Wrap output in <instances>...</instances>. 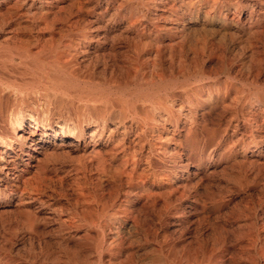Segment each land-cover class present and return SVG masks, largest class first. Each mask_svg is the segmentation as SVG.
<instances>
[{
	"label": "rangeland",
	"instance_id": "374dc122",
	"mask_svg": "<svg viewBox=\"0 0 264 264\" xmlns=\"http://www.w3.org/2000/svg\"><path fill=\"white\" fill-rule=\"evenodd\" d=\"M19 1L0 0V86H5L0 87V134L1 137H4L6 136L4 131L10 129L17 136L25 134L27 131L41 136L44 132V125L56 130L57 134L52 133L49 140L46 139L47 142L43 141L38 151L33 150L31 141L24 144L20 151H18L19 147L15 145V149L12 151V156H16L17 160H15V168L10 173H7L6 170L0 171V264H89L91 262L92 264H136L137 262L138 264H194V262L196 264H257V262L264 264V0ZM174 1L177 3L175 4ZM240 1L241 3H238ZM89 5L93 7L90 8ZM82 7L85 8V13ZM103 11L104 13H101ZM115 11L117 12L115 13ZM112 13L113 15H111ZM164 16L167 17L166 21ZM169 18L171 19L169 20ZM82 20H85L86 24ZM88 21L90 22L87 23ZM92 27L93 29L98 28L97 30L100 31L92 30ZM168 29L170 30L168 31ZM63 33H67V37ZM80 35L83 36L80 37ZM73 41L75 42L73 43ZM61 48L63 49L61 50ZM136 48L138 50H135ZM158 51L159 54H156ZM133 54H137L138 59ZM96 55L103 56L97 58ZM118 55L119 58L115 57ZM122 59L124 60L121 61ZM154 59L156 60L154 61ZM132 66L135 67L132 68ZM30 70L31 72H29ZM46 70L48 72L52 70L55 75L58 74L61 84L65 82L62 84L63 87L47 91L40 86V80L47 75ZM91 75L93 76L90 77ZM165 79L168 82H163ZM171 79L172 82H170ZM10 85H13L14 88ZM176 86L177 88H175ZM27 87L29 89H26ZM99 90L105 92L102 93L104 97L101 102L99 100H84L75 93H83V91L99 93ZM67 95L71 97L68 98ZM109 96L110 98H108ZM132 105L136 106L137 114L131 109ZM154 107L157 108V111ZM145 111H148V115ZM30 112L31 114H29ZM32 116L39 119L36 122L37 126L33 124L36 128L31 126ZM22 117H24V123L19 124V118ZM144 119L146 120L144 121ZM153 121L157 124L155 125ZM64 124H69L71 131L66 128L63 133L60 127H63ZM143 125L144 127H142ZM79 126L83 127L84 132H79ZM169 131L175 132V135ZM94 132H96V138L89 140L90 134ZM120 140H123V143ZM171 140L173 142H170ZM118 142L122 147L118 145ZM177 142H180L181 145ZM71 143L73 144L70 145ZM152 144L153 146H151ZM4 146L7 145L4 144ZM181 152L182 154H180ZM63 154L70 158H64ZM135 155L136 157H134ZM153 160L154 162H152ZM69 161L76 163L72 164ZM115 165L116 167H114ZM130 171L133 176L129 174ZM115 175L121 177L116 178ZM41 181L43 182L41 183ZM164 189L168 190V193ZM24 190L26 191L24 192ZM153 192L154 194H151ZM151 195L154 196L151 197ZM122 217L124 218L122 219ZM108 231L109 233H107ZM210 234L211 236H209ZM260 234L263 236L261 237ZM171 244L173 245L171 246ZM165 252L167 253L165 254ZM187 255L191 256L186 257ZM248 255L249 257H247ZM209 256H211V260ZM181 258L184 260L182 261ZM121 259L124 261L121 262ZM252 260L257 261L251 263Z\"/></svg>",
	"mask_w": 264,
	"mask_h": 264
},
{
	"label": "bare ground",
	"instance_id": "6f19581e",
	"mask_svg": "<svg viewBox=\"0 0 264 264\" xmlns=\"http://www.w3.org/2000/svg\"><path fill=\"white\" fill-rule=\"evenodd\" d=\"M18 1H19V0H18ZM31 1H32V0H31ZM31 1H30V2H31ZM33 1H34V0H33ZM36 1H37V0H36ZM51 1H52V0H51ZM53 1H54V0H53ZM84 1H85V0H84ZM89 1H90V0H89ZM111 1H112V0H111ZM111 1H110V2H111ZM130 1H132V0H130ZM149 1H151V0H149ZM203 1H206V0H203ZM16 2H17V0H16ZM19 2H20V1H19ZM22 2H23V1H22ZM22 2H21V3H22ZM40 2H41V1H40ZM74 2H75V1H74ZM87 2H88V0H87ZM93 2H94V1H93ZM113 2H114V1H113ZM113 2H112V3H113ZM161 2H162V1H161ZM161 2H160V3H161ZM212 2H213V1H212ZM258 2H259V1H258ZM0 3H1V2H0ZM21 3H20V4H21ZM47 3H48V2H47ZM51 3H52V2H51ZM80 3H81V2H80ZM82 3H83V2H82ZM84 3H85V2H84ZM116 3H117V1H116ZM118 3H119V2H118ZM132 3H133V2H132ZM137 3H138V2H137ZM147 3H148V2H147ZM149 3H150V2H149ZM151 3H152V2H151ZM151 3H150V4H151ZM153 3H154V2H153ZM162 3L164 4V2H162ZM166 3H167V2H166ZM174 3H175V1H174ZM176 3H177V2H176ZM176 3H175V4H176ZM191 3H192V2H191ZM228 3H229V1H228ZM238 3H241V1L238 2ZM18 4H19V3H18ZM24 4H25V3H24ZM27 4H28V2H27ZM31 4H32V2H31ZM31 4H30V5H31ZM85 4H86V3H85ZM89 4H90V3H89ZM101 4H102V2H101ZM145 4H146V3H145ZM179 4H180V3H179ZM199 4H200V3H199ZM222 4H223V3H222ZM249 4H250V3H249ZM256 4H257V3H256ZM7 5H8V4H7ZM46 5H47V4H46ZM51 5H52V4H51ZM51 5H50V6H51ZM54 5H55V4H54ZM57 5H58V4H57ZM83 5H84V4H83ZM96 5H97V4H96ZM96 5H95V6H96ZM104 5H105V4H104ZM134 5H135V4H134ZM238 5H239V4H238ZM251 5H252V4H251ZM17 6H18V5H17ZM21 6H22V5H21ZM23 6H24V5H23ZM25 6H26V5H25ZM25 6H24V7H25ZM74 6H75V4H74ZM81 6H82V5H81ZM110 6H111V5H110ZM131 6H132V5H131ZM138 6H139V4H138ZM141 6H142V5H141ZM147 6H149V5L147 4ZM191 6H192V5H191ZM19 7H20V5H19ZM47 7H48V6H47ZM76 7H77V6H76ZM89 7H90V5H89ZM91 7H93V6H91ZM91 7H90V8H91ZM100 7H101V5H100ZM105 7H106V6H105ZM125 7H126V6H125ZM133 7H134V6H133ZM143 7H144V6H143ZM150 7H151V6H150ZM171 7H172V6H171ZM199 7H200V6H199ZM215 7H216V6H215ZM9 8L11 9V7H9ZM13 8H15V7H13ZM13 8H12V10H13ZM48 8H49V7H48ZM51 8H52V7H51ZM77 8H78V7H77ZM82 8H83V7H82ZM87 8H88V7H87ZM114 8H115V7H114ZM126 8H127V7H126ZM147 8H148V7H147ZM152 8H153V7H152ZM175 8H177V7H175ZM5 9H6V8H5ZM15 9H17V8H15ZM57 9H58V8H57ZM62 9H63V7L60 9L61 12H62ZM73 9H74V8H73ZM79 9H80V8H79ZM84 9H85V8H83V12H84ZM106 9H107V8H106ZM145 9H146V8H145ZM155 9H156V8H155ZM155 9H154V10H155ZM167 9H168V7H167ZM169 9H170V8H169ZM172 9H173V8H172ZM252 9H253V8H252ZM263 9H264V8H263ZM17 10H18V9H17ZM25 10H26V9H25ZM77 10H78V9H77ZM90 10H91V9H90ZM94 10H95V9H94ZM116 10H117V8H116ZM135 10H136V9H135ZM139 10H140V9H139ZM141 10H142V9H141ZM143 10H144V8H143ZM162 10H163V9H162ZM15 11H16V10H15ZM43 11H44V10H43ZM53 11H54V10H53ZM55 11H56V10H55ZM64 11H66V10H64ZM74 11H75V10H74ZM105 11H106V10H105ZM117 11H118V10H117ZM117 11H115V13H116ZM132 11H133V9H132ZM132 11H131V12H132ZM136 11H137V10H136ZM212 11H213V10H212ZM260 11H261V10H260ZM262 11H263V10H262ZM25 12H26V11H25ZM27 12H28V11H27ZM78 12H79V11H78ZM97 12H98V11H97ZM122 12H123V11H122ZM142 12H143V11H142ZM150 12H151V11H150ZM162 12H163V11H162ZM191 12H192V11H191ZM9 13H11V12H9ZM15 13H16V12H15ZM28 13H29V12H28ZM36 13H37V12H36ZM39 13H40V12H39ZM79 13H81V12H79ZM84 13H85V12H84ZM84 13H83V14H84ZM90 13H91V12H90ZM90 13H89V14H90ZM101 13H104V11L101 12ZM113 13H114V12H113ZM113 13H112L111 15H113ZM119 13H120V11H119ZM144 13H145V11H144ZM153 13H154V12H153ZM181 13H182V12H181ZM218 13H219V12H218ZM224 13H225V12H224ZM232 13H233V12H232ZM236 13H237V12H236ZM260 13H261V12H260ZM25 14H26V13H25ZM29 14H30V13H29ZM29 14H28V15H29ZM34 14H35V13H34ZM109 14H110V13H109ZM130 14H131V13H130ZM130 14H129V15H130ZM251 14H252V13H251ZM2 15H3V14H2ZM2 15H1V16H2ZM20 15H21V14H20ZM59 15H60V14H59ZM70 15H71V14H70ZM81 15H82V13H81ZM99 15H100V14H99ZM105 15H106V12H105ZM135 15H136V14H135ZM137 15H139V14H137ZM150 15H151V14H150ZM154 15H155V14H154ZM154 15H152V16H154ZM182 15H183V14H182ZM198 15H199V14H198ZM201 15H202V14H201ZM216 15H217V14H216ZM258 15H259V14H258ZM261 15H262V14H261ZM40 16H41V15H40ZM71 16H73V15H71ZM71 16H70V17H71ZM77 16H78V13H77ZM79 16H80V14H79ZM114 16H115V15H114ZM204 16H205V15H204ZM211 16H212V15H211ZM42 17H43V16H42ZM56 17H58V16L56 15ZM74 17H75V16H74ZM85 17H86V16H85ZM107 17H108V16H107ZM164 17H165V16H164ZM178 17H179V16H178ZM195 17H196V16H195ZM205 17H206V16H205ZM224 17H226V16H224ZM13 18H14V17H13ZM16 18H17V20H18V17H16ZM82 18H84V16H82ZM82 18H80V19H82ZM117 18H118V17H117ZM117 18H116V19H117ZM149 18H150V17H149ZM166 18H167V17H165V21H166ZM180 18H181V17H180ZM187 18H188V17H187ZM232 18H233V17H232ZM234 18H235V17H234ZM249 18H250V17H249ZM38 19H39V18H38ZM38 19H37V20H38ZM55 19H56V18H55ZM74 19H75V18H74ZM78 19H79V18H78ZM106 19H107V18H106ZM111 19H112V17H111ZM113 19H114V18H113ZM135 19L137 20V18H135ZM170 19H171V18H169V20H170ZM230 19H231V18H230ZM39 20H40V19H39ZM57 20H58V19H57ZM92 20H93V19H92ZM132 20H133V19H132ZM146 20H147V19H146ZM219 20H220V19H219ZM221 20H222V19H221ZM223 20H224V19H223ZM227 20H228V19H227ZM70 21H71V20H70ZM77 21H78V20H77ZM82 21H85V20H82ZM98 21H99V20H98ZM100 21H101V20H100ZM139 21H142V20H139ZM160 21H162V20L160 19ZM171 21H172V20H171ZM174 21H175V20H174ZM224 21H225V20H224ZM249 21H250V20H249ZM252 21H253V20H252ZM78 22H79V21H78ZM89 22H90V21H88L87 23H89ZM123 22H124V21H123ZM131 22H132V21H131ZM133 22H134V21H133ZM137 22H138V21H137ZM162 22H164V21H162ZM228 22H229V21H228ZM66 23H67V22H66ZM96 23H97V21H96ZM135 23H136V22H135ZM140 23H141V22H140ZM140 23H139V24H140ZM147 23H148V22H147ZM152 23H153V22H152ZM157 23H158V22H157ZM169 23H170V21H169ZM249 23H250V22H249ZM33 24H34V23H33ZM41 24H42V23H41ZM43 24H44V23H43ZM45 24H46V22H45ZM45 24H44V25H45ZM85 24H86V21H85ZM85 24L83 23V26H84ZM107 24H108V22H107ZM131 24H134V23H131ZM148 24H149V23H148ZM174 24H175V23H174ZM174 24H173V25H174ZM177 24H178V23H177ZM258 24H260V23H258ZM16 25H17V24H16ZM44 25H43V26H44ZM55 25H56V24H55ZM69 25H70V24H69ZM81 25H82V24H81ZM87 25H88V24H87ZM129 25H130V24H129ZM143 25H144V24H143ZM250 25H252V24H250ZM254 25H255V24H253V26H254ZM66 26H67V25H66ZM101 26H102V25H101ZM106 26H107V25H106ZM135 26H136V25H135ZM138 26H139V25H138ZM144 26H145V25H144ZM150 26H151V25H150ZM248 26H249V25H248ZM253 26H252V27H253ZM96 27H97V26H96ZM103 27H104V26H103ZM107 27H108V26H107ZM120 27H121V26H120ZM123 27H124V26H123ZM126 27H127V26H126ZM156 27H157V26H156ZM160 27H162V25H160ZM164 27H165V26H164ZM169 27H172V26H169ZM175 27H176V26H175ZM178 27H179V26H178ZM181 27H182V26H181ZM254 27H255V26H254ZM256 27H257V26H256ZM263 27H264V26H263ZM84 28H85V27H84ZM99 28H100V25H99ZM104 28H105V27H104ZM104 28H103V30H104ZM133 28H134V27H133ZM143 28H144V27H143ZM151 28H153V27H151ZM157 28H158V27H157ZM167 28H168V27H167ZM167 28H166V29H167ZM173 28H174V27H173ZM249 28H250V27H249ZM257 28H258V27H257ZM33 29H34V27H33ZM54 29H55V28H54ZM56 29H57V28H56ZM68 29H70V27H69ZM95 29L97 30L98 28H95ZM95 29H93V27H92V30H95ZM100 29H101V28H100ZM111 29H112V28H111ZM127 29H129V28H127ZM135 29H136V28H135ZM159 29H160V28H159ZM179 29H180V28H179ZM186 29H187V28H186ZM190 29H191V28H190ZM139 30H140V28H139ZM155 30H156V29H155ZM169 30H170V29H168V31H169ZM250 30H251V29H250ZM257 30H259V29H257ZM260 30H261V29H260ZM53 31H54V30H53ZM67 31H68V30H67ZM71 31H72V30L70 29V32H71ZM97 31H100V30H97ZM112 31H113V30H112ZM120 31H122V30L120 29ZM120 31H119V32H120ZM130 31H131V30H130ZM134 31H135V30H134ZM137 31H138V29H137ZM142 31H143V30H142ZM148 31L150 32V30H148ZM152 31H153V30H152ZM162 31H163V29H162ZM178 31H180V30H178ZM63 32H64V30H63ZM81 32H82V31H81ZM83 32H84V31H83ZM85 32H86V30H85ZM104 32H105V31H104ZM109 32H110V31H109ZM154 32H155V31H154ZM164 32H165V30H164ZM172 32H173V30H172ZM176 32H177V31H176ZM182 32L184 33V31H182ZM261 32H262V31H261ZM91 33H92V32H91ZM99 33H100V32H99ZM138 33H139V31H138ZM140 33H141V32H140ZM147 33H148V32H147ZM147 33H146V34H147ZM150 33H151V32H150ZM155 33H156V35H158L157 32H155ZM166 33H167V32H166ZM170 33H171V32H170ZM55 34H57V33H55ZM58 34H59V33H58ZM60 34H61V33H60ZM63 34H64V33H63ZM66 34H67V33H66ZM66 34H64V35H66ZM84 34H85V33H84ZM95 34H96V33H95ZM136 34H137V33H136ZM148 34H149V33H148ZM168 34H169V33H168ZM71 35H72V34H71ZM85 35H86V34H85ZM106 35H107V34H106ZM106 35H105V36H106ZM131 35H132V34H131ZM149 35H150V34H149ZM159 35H160V34H159ZM172 35H173V33H172ZM183 35H184V34H183ZM249 35H250V34H249ZM15 36H16V35H15ZM61 36H62V35H61ZM68 36H70V35L68 34ZM82 36H83V35H80V37H82ZM101 36H102V35H101ZM114 36H115V35H114ZM121 36H123V34H121ZM121 36H120V37H121ZM184 36H185V35H184ZM189 36H190V35H189ZM50 37H51V34H50ZM66 37H67V35H66ZM110 37H111V36H110ZM126 37H127V36H126ZM137 37H138V36H137ZM149 37H150V36H149ZM179 37H180V36H179ZM185 37H187V36H185ZM185 37H184V38H185ZM190 37H191V36H190ZM40 38H41V37H40ZM45 38H46V37H45ZM48 38H49V37H48ZM51 38H52V37H51ZM78 38H79V37H78ZM89 38H90V37H89ZM114 38H116V37H114ZM144 38H145V37H144ZM147 38H148V37H147ZM147 38H146V39H147ZM159 38H160V37H159ZM177 38H178V37H177ZM35 39H36V38H35ZM38 39H39V38H38ZM42 39H43V38H42ZM56 39H57V38H56ZM64 39H65V38H64ZM66 39H67V38H66ZM68 39H69V38H68ZM73 39H74V38H73ZM75 39H76V38H75ZM84 39H85V38H84ZM96 39H97V38H96ZM104 39H105V38H104ZM116 39H118V38H116ZM121 39H122V38H121ZM142 39H143V37H142ZM80 40H81V39H80ZM85 40H86V39H85ZM99 40H100V37H99ZM107 40H108V39H107ZM132 40H133V39H132ZM147 40H148V39H147ZM153 40H154V39H153ZM177 40H178V39H177ZM182 40H183V39H182ZM186 40H187V39H186ZM34 41H36V40H34ZM64 41H65V40H64ZM86 41H87V40H86ZM101 41H102V40H101ZM101 41H100V42H101ZM144 41H145V43H146V40H144ZM187 41H188V40H187ZM68 42H69V41H68ZM68 42H67V43H68ZM74 42H75V41H73V43H74ZM80 42H81V41H80ZM89 42H90V41H89ZM103 42H104V41H103ZM105 42H107V41H105ZM105 42H104V43H105ZM129 42H130V40H129ZM151 42H152V41H151ZM155 42H156V41H155ZM155 42H154V43H155ZM183 42H184V41H183ZM61 43H62V42H61ZM61 43H60V44H61ZM84 43H85V42H84ZM132 43H133V42H132ZM139 43H140V42H139ZM139 43H138V44H139ZM143 43H144V42H143ZM143 43H142V45H143ZM149 43H150V42H149ZM149 43H148V44H149ZM88 44H89V43H88ZM148 44H147V45H148ZM169 44H170V43H169ZM175 44H176V40H175ZM175 44H174V46H176ZM178 44H179V43H178ZM39 45H40V44H39ZM41 45H42V44H41ZM41 45H40V46H41ZM61 45H62V44H61ZM66 45H67V44H66ZM128 45H129V44H128ZM144 45H145V44H144ZM150 45H151V43H150ZM161 45H162V44H161ZM161 45H160V46H161ZM163 45H164V44H163ZM172 45H173V44H172ZM182 45H183V44H182ZM40 46H39V47H40ZM100 46H101V45H100ZM110 46H111V45H110ZM112 46H114V45L112 44ZM140 46H141V43H140ZM145 46H146V45H145ZM170 46H171V44H170ZM174 46H173V47H174ZM61 47H62V46H61ZM67 47H68V46H67ZM74 47H75V46H74ZM80 47H81V46H80ZM80 47H79V48H80ZM124 47H125V45H124ZM126 47H127V46H126ZM135 47H138V46H135ZM150 47H151V46H150ZM165 47H166V46H165ZM58 48H60V47H58ZM76 48H77V47H76ZM81 48H82V47H81ZM88 48H89V47H88ZM113 48H114V47H113ZM115 48H116V47H115ZM138 48H140V47H138ZM170 48H171V47H170ZM21 49H23V48H21ZM40 49H41V47H40ZM53 49H54V48H53ZM62 49H63V48H61V50H62ZM68 49L70 50V48H68ZM71 49H73V48H71ZM77 49H78V48H77ZM109 49H110V48H109V46H108V50H109ZM118 49H119V48H118ZM125 49H126V48H125ZM131 49L134 50V48H131ZM149 49H150V48H149ZM38 50H39V49H38ZM114 50H115V49H114ZM135 50H138V49L136 48ZM152 50H153V49H152ZM30 51H31V50H30ZM43 51H44V50H43ZM55 51H56V50H55ZM96 51H97V50H96ZM112 51H113V50H112ZM124 51H125V50H124ZM127 51H128V49H127ZM127 51H126V52H127ZM154 51H155V49H154ZM160 51H161V50H160ZM19 52H21V51H19ZM25 52H27V51H25ZM51 52H52V50H51ZM51 52H49V53H51ZM66 52L69 53L68 51H66ZM86 52H87V51H86ZM90 52H91V51H90ZM105 52H106V51H105ZM113 52H114V51H113ZM119 52H120V51H119ZM140 52H141V51H140ZM144 52H145V51H144ZM144 52H143V53H144ZM146 52H147V51H146ZM156 52H157V51H156ZM4 53H5V52H4ZM39 53H40V52H39ZM54 53H55V52H54ZM83 53H84V52H83ZM131 53H132V52H131ZM134 53H136V52H134ZM138 53H139V52H138ZM153 53H154V52H153ZM162 53H164V52H162ZM162 53H161V54H162ZM5 54H6V53H5ZM5 54H4V56H6ZM44 54H46V53H44ZM69 54H70V53H69ZM72 54H73V53H72ZM105 54H106V53H105ZM156 54H159V51H158V53H156ZM156 54H155V55H156ZM7 55H8V54H7ZM23 55H24V54H23ZM81 55H82V54H81ZM86 55H87V54H86ZM89 55H90V54H89ZM97 55H98V54H97ZM97 55H96V56H97ZM110 55H111V54H110ZM110 55H109V56H110ZM121 55H122V53H121ZM133 55H134V54H133ZM133 55H132V56H133ZM136 55H137V54H135L134 56L136 57ZM13 56H14V54H13ZM17 56H18V55H17ZM24 56H25V55H24ZM40 56H41V55H40ZM102 56H103V55H102ZM102 56H101V55H100V56H97V58H98V57H102ZM122 56H123V55H122ZM42 57H43V56H42ZM72 57H73V56H72ZM72 57H71V58H72ZM74 57H75V55H74ZM74 57H73V59H74ZM85 57H86V56H85ZM112 57H113V56H112ZM115 57H118V58H119L120 56L118 55V56H115ZM139 57H140V56H139ZM1 58H2V57H1ZM6 58H7V57H6ZM22 58H23V57H22ZM58 58H59V57H58ZM68 58H69V57H68ZM68 58H67V59H68ZM90 58H91V57H90ZM105 58H107V57H105ZM113 58H114V57H113ZM136 58H137V57H136ZM150 58H151V57H150ZM155 58H156V57H155ZM157 58H158V56H157ZM157 58H156V59H157ZM159 58H160V56H159ZM64 59H65V58H64ZM75 59H76V58H75ZM99 59H100V58H99ZM114 59H115V58H114ZM125 59H127V58H125ZM137 59H138V58H137ZM137 59H136V60H137ZM156 59H154V61H155ZM161 59H162V57H161ZM174 59H175V58H174ZM9 60H10V59H9ZM19 60H20V59H19ZM78 60H79V59H78ZM123 60H124V59H122L121 61H123ZM127 60H128V59H127ZM172 60H173V59H172ZM48 61H49V60H48ZM90 61H91V60H90ZM107 61H109V60H107ZM111 61H112V58H111ZM140 61H141V60H140ZM140 61H139V62H140ZM152 61H153V60H152ZM160 61H161V60H160ZM162 61H163V60H162ZM174 61H175V60H174ZM174 61H172V62H174ZM3 62H4V61H3ZM9 62H10V61H9ZM109 62H110V61H109ZM139 62H138V65H139ZM141 62H142V61H141ZM163 62H164V61H163ZM7 63H8V62H7ZM7 63H6V64H7ZM12 63H13V62H12ZM52 63H53V62H52ZM85 63H86V62H85ZM104 63H105V61H104ZM111 63H112V62H111ZM131 63H132V62H131ZM135 63H136V62H135ZM135 63H133V64H135ZM150 63H152V62H150ZM157 63H159V62H157ZM60 64H62V63H60ZM72 64H73V63H72ZM106 64H107V63H106ZM117 64H118V63H117ZM120 64H121V63H120ZM122 64H123V63H122ZM133 64H130V65H133ZM148 64H149V63H148ZM154 64H155V63H154ZM154 64H153V65H154ZM173 64H174V63H173ZM62 65H64V64H62ZM109 65H110V63H109ZM111 65H112V64H111ZM124 65H126V64H124ZM124 65H123V66H124ZM130 65H129V66H130ZM157 65L159 66V64H157ZM157 65H155V66H157ZM26 66H27V65H26ZM28 66H29V65H28ZM48 66H49V65H48ZM72 66H73V65H72ZM77 66H78V65H77ZM87 66H88V65H87ZM107 66H108V64H107ZM123 66H122V68H123ZM135 66H136V65H135ZM135 66H134V67H135ZM41 67H42V66H41ZM64 67H65V66H64ZM64 67H63V68H64ZM114 67H115V66H114ZM134 67L132 66V68H134ZM139 67H140V66H139ZM139 67H137L138 70H139ZM152 67H153V66H152ZM161 67H163V66H161ZM161 67H160V68H161ZM28 68H29V67H28ZM61 68H62V67H61ZM69 68H70V67H69ZM81 68H83V67H81ZM90 68H91V67H90ZM93 68H94V67H93ZM93 68H92V69H93ZM120 68H121V67H120ZM127 68H128V66H127ZM143 68H144V67H143ZM160 68H159V69H160ZM173 68H174L173 70H175V67H173ZM29 69H30V68H29ZM86 69L88 70V68H86ZM117 69H118V68H117ZM117 69H116V70H117ZM154 69H156V68H154ZM164 69H165V68H164ZM170 69H171V68H170ZM26 70H27V69H26ZM84 70H85V69H84ZM106 70H107V69H106ZM108 70H109V69H108ZM113 70H114V69H113ZM123 70H124V69H123ZM143 70H144V69H143ZM173 70H172V72H173ZM16 71H17V70H16ZM46 71H47V70H46ZM54 71H55V70H54ZM68 71H70V70H68ZM68 71H67V73H68ZM109 71H110V70H109ZM118 71H119V70H118ZM133 71H135V70H133ZM136 71H137V69H136ZM145 71H146V70H145ZM163 71H165V70H163ZM29 72H31V70H30ZM32 72H33V69H32ZM58 72H60V71H58ZM72 72H73V71H72ZM94 72H96V71L94 70ZM114 72H115V71H114ZM127 72H128V70H127ZM156 72H157V70H156ZM165 72H166V71H165ZM35 73H36V72H35ZM39 73H41V72H39ZM56 73H57V71H56ZM90 73H91V70H90ZM104 73H105V72H104ZM135 73H138V72H135ZM159 73H160V72H159ZM168 73H169V71H168ZM46 74H47V75H46L44 78H42V79L40 80V84H39L40 86H42V87H43L44 89H46L47 91H48V90H52V89H59L61 86L63 87L62 84H64L65 82L61 84V79L57 76L58 74L55 75V73H53L52 70H50L49 72L47 71ZM61 74H62V73H61ZM80 74H81V73H80ZM84 74H85V73H84ZM97 74H98V72H97ZM97 74H96V75H97ZM161 74H163V73L161 72ZM161 74H160V75H161ZM174 74H175V73H174ZM134 75H137V74H134ZM151 75H152V74H151ZM35 76H36V75H35ZM92 76H93V75H91L90 77H92ZM105 76H108V75H105ZM164 76H165V75H164ZM167 76H168V74H167ZM154 77H156V76H154ZM171 77H172V76H171ZM31 78H32V77H31ZM31 78H30V79H31ZM67 78H68V77H67ZM69 78H71V77H69ZM72 78H73V77H72ZM72 78H71V79H72ZM87 78H88V77H87ZM95 78H96V77H95ZM121 78H122V77H121ZM162 78H163V77H162ZM164 78H165V77H164ZM21 79H22V78H21ZM110 79H111V77H110ZM136 79H137V78H136ZM156 79H157V77H156ZM172 79H173V78H172ZM172 79H171V81H170V80H169V81L172 82V81H173ZM77 80H78V79H77ZM157 80H158V79H157ZM161 80H162V79H161ZM27 81H28V80H27ZM78 81H79V80H78ZM142 81H143V80H142ZM159 81H160V80H159ZM164 81H167V80L165 79V80H163V82H164ZM157 82H158V81H157ZM161 82H162V81H161ZM167 82H168V81H167ZM170 82H169V83H170ZM200 82H201V81H200ZM2 83H3V82H2ZM26 83H28V82H26ZM30 83H32V82H30ZM69 83H70V82H69ZM77 83H78V82H77ZM132 83H133V82H132ZM132 83H131V84H132ZM143 83H144V82H143ZM178 83H179V82H178ZM7 84H8V83H7ZM32 84H33V83H32ZM83 84H84V83H83ZM147 84H148V83H147ZM154 84H155V83H154ZM200 84H201V83H200ZM3 85H4V84H3ZM39 85H38V86H39ZM71 85H72V84H71ZM76 85H77V84H76ZM84 85H85V84H84ZM87 85H88V84H87ZM90 85H91V84H90ZM93 85H94V84H93ZM110 85H111V84H110ZM135 85H136V84H135ZM156 85H157V84H156ZM163 85H164V84H163ZM173 85H174V84H173ZM173 85H172V86H173ZM176 85H177V83H176ZM7 86H8V85H7ZM10 86H11V85H10ZM95 86H96V85H95ZM98 86H99V85H98ZM101 86L103 87L102 84H101ZM104 86H105V85H104ZM107 86H108V85H107ZM124 86H125V85H124ZM152 86H154V85H152ZM160 86H161V85H160ZM160 86H159V87H160ZM169 86H170V85H169ZM172 86H171V87H172ZM0 87H5V86H0ZM11 87H13V85H12ZM75 87H76V86H75ZM79 87H80V85H79ZM82 87H83V86H82ZM147 87H148V86H147ZM157 87H158V86H157ZM9 88H10V87H9ZM13 88H14V87H13ZM20 88H21V90H22V87H20ZM31 88L33 89V87H31ZM69 88H70V87H69ZM77 88H78V87H77ZM80 88H81V87H80ZM84 88H85V86H84ZM94 88H95V87H94ZM108 88H109V87H108ZM111 88H112V87H111ZM173 88H174V87H173ZM173 88H172V89H173ZM175 88H177V86H176ZM175 88H174V89H175ZM26 89H29V88L27 87ZM26 89H25V91H27ZM37 89H38V88H37ZM67 89H68V88H67ZM71 89H72V88H71ZM91 89H92V88H91ZM104 89H105V88H104ZM113 89H114V88H113ZM170 89H171V88H170ZM17 90H19V89H17ZM23 90H24V89H23ZM34 90H36V89H34ZM78 90H79V89H78ZM88 90H90V89H88ZM97 90H98V87H97ZM102 90H103V89H102ZM115 90H116V89H115ZM117 90H118V89H117ZM124 90H125V89H124ZM145 90H146V89H145ZM154 90H155V89H154ZM2 91L4 92V90H2ZM68 91H69V90H68ZM73 91H74V90H73ZM95 91H96V90H95ZM99 91H100V90H99ZM99 91H98V92H99ZM109 91H110V88H109ZM122 91H123V90H122ZM122 91H121V92H122ZM148 91H149V90H148ZM148 91H147V92H148ZM150 91H152V90H150ZM165 91H166V89L164 90V92H165ZM22 92H23V91H22ZM28 92H29V91H28ZM31 92H32V91H31ZM52 92H53V91H52ZM59 92H60V91H59ZM61 92H62V91H61ZM110 92H111V91H110ZM123 92H124V91H123ZM138 92H139V91H138ZM141 92H142V91H141ZM144 92H145V91H144ZM155 92H157V91H155ZM158 92H160V91H158ZM167 92H168V91H167ZM12 93H13V91H12ZM40 93H41V92H40ZM55 93H56V92H55ZM75 93H76V95H79L80 97H82L84 100H95V101L99 100V101L101 102L102 98L104 97L103 94H104L105 92H101V91H100L99 93H95V92H94V93H90V92L87 93V91H86V92L83 91V93H82V92H81V93L75 92ZM102 93H103V94H102ZM180 93H181V92H180ZM10 94H11V93H10ZM27 94H28V93H27ZM38 94H39V92H38ZM42 94H43V93H42ZM42 94H41V95H42ZM48 94H49V93H48ZM60 94H62V93H60ZM64 94H65V93H64ZM66 94H68V93H66ZM114 94H115V93H114ZM118 94H119V93H118ZM150 94H151V93H150ZM169 94H170V93H169ZM190 94H192V93L190 92ZM15 95H16V94H15ZM15 95H14V96H15ZM147 95H148V94H147ZM153 95H154V94H153ZM153 95H152V96H153ZM155 95H157V94H155ZM175 95L177 96V94H175ZM181 95H182V94H181ZM186 95H187V94H186ZM16 96H17V95H16ZM16 96H15V99H16ZM53 96H54V95H53ZM56 96L58 97V95H56ZM64 96H65V95H64ZM67 96H68V95H67ZM125 96H126V95H125ZM139 96H140V94H139ZM152 96H151V97H152ZM167 96H168V95H167ZM178 96H179V95H178ZM27 97H28V96H27ZM34 97H35V96H34ZM70 97H71V96H70ZM70 97L68 96V98H70ZM123 97H124V96H123ZM189 97H190V96H189ZM197 97H198V96H197ZM20 98H21V97H20ZM28 98L30 99V97H28ZM50 98H51V97H50ZM62 98H63V97H62ZM82 98H80V99H82ZM108 98H110V96H109ZM155 98H156V97H155ZM29 99H28V100H29ZM43 99H45V98H43ZM78 99H79V98H78ZM129 99H132V98H129ZM150 99H151V98H150ZM169 99H170V98H169ZM189 99H190V98H189ZM199 99H200V98H199ZM57 100H58V98H57ZM126 100H127V99H126ZM145 100H146V99H145ZM159 100H160V99H159ZM170 100H171V99H170ZM179 100H180V99H179ZM187 100H188V99H187ZM24 101H25V100H24ZM31 101H32V99H31ZM31 101H30V102H31ZM42 101H43V100H42ZM58 101H59V100H58ZM70 101H71V100H70ZM82 101H83V100H82ZM82 101H81V102H82ZM127 101H128V100H127ZM138 101H140V100H138ZM141 101H142V100H141ZM152 101H153V100H152ZM26 102H27V99H26ZM30 102H29V103H30ZM68 102H69V100H68ZM122 102H123V101H122ZM130 102H131V101H130ZM149 102H150V101H149ZM160 102H161V101H160ZM176 102H177V101H176ZM181 102H182V101H181ZM181 102H180V103H181ZM190 102H191V101H190ZM70 103H71V102H70ZM104 103H105V102H104ZM124 103H125V102H124ZM138 103H139V102H138ZM162 103H163V102H162ZM167 103H168V102H167ZM184 103H185V102H184ZM261 103H262V102H261ZM21 104H22V103H21ZM34 104H36V103H34ZM40 104H41V103H40ZM52 104H53V102H52ZM76 104H77V103H76ZM88 104H89V103H88ZM125 104H126V103H125ZM127 104H128V103H127ZM169 104H170V103H169ZM193 104H194V103H193ZM53 105H54V104H53ZM77 105H78V104H77ZM80 105H81V104H80ZM101 105H102V104H101ZM128 105H129V104H128ZM142 105H143V104H142ZM150 105H151V104H150ZM177 105H178V104H177ZM183 105H184V104H183ZM191 105H192V104H191ZM126 106H127V105H126ZM166 106H167V104H166ZM189 106H190V105H189ZM194 106H195V105H194ZM14 107H15V106H14ZM131 107H132V108H131ZM131 107H130V108L133 110V112L137 114V108H136V106H135V105H132ZM149 107H150V106H149ZM159 107H160V106H159ZM159 107H158V108H159ZM161 107H162V105H161ZM163 107H164V106H163ZM112 108H113V107H112ZM146 108H147V106H146ZM146 108H145V109H146ZM178 108H179V110H180V107H178ZM184 108H185V107H184ZM194 108H195V107H194ZM24 109H25V108H24ZM30 109H31V108H30ZM30 109H29V110H30ZM68 109H69V108H68ZM151 109H152V108H151ZM154 109H155V111H157V110H156L157 108L154 107ZM169 109H170V107H169ZM174 109H175V107H174ZM188 109H189V108H188ZM42 110H43V109H42ZM115 110H116V109H115ZM141 110H142V109H141ZM149 110H150V109H149ZM149 110H148V111H149ZM179 110H178V111H179ZM190 110H191V109H190ZM50 111H51V110H50ZM118 111H120V110H118ZM121 111H122V110H121ZM148 111H145V112L147 113V115H148ZM172 111H173V110H172ZM175 111H176V110H175ZM184 111H185V110H184ZM122 112H123V111H122ZM142 112H143V111H142ZM149 112H150V111H149ZM260 112H262V111H260ZM27 113H28V112H27ZM33 113H34V112H33ZM54 113H55V112H54ZM118 113H119V112H118ZM123 113H124V112H123ZM143 113H144V112H143ZM187 113H188V112H187ZM252 113H253V112H252ZM19 114H21V113H19ZM19 114H18V115H19ZM29 114H31V112H30ZM42 114H44V113H42ZM52 114H53V112H52ZM77 114H78V113H77ZM165 114H166V113H165ZM193 114H195V113H193ZM255 114H256V113H255ZM12 115H13V113H12ZM37 115H38V114H37ZM129 115H130V114H129ZM129 115H128V116H129ZM134 115H135V114H134ZM147 115H146V116H147ZM162 115H163V114H162ZM190 115H191V114H190ZM195 115H196V114H195ZM24 116H25V115H24ZM116 116H117V115H116ZM131 116H132V115H131ZM143 116H144V115H143ZM198 116H199V115H198ZM202 116H204V115H202ZM32 117H33V121L31 122V123H32L31 126L36 128V126H37V124H38V123H36V122H37V120H39V119H38L37 117H34V116H32ZM42 117H43V116H42ZM139 117H140V116H139ZM148 117H149V116H148ZM162 117H163V116H162ZM169 117H170V116H169ZM169 117H168V118H169ZM173 117H174V116H173ZM183 117H184V116H183ZM254 117H255V116H254ZM23 118H24V117L19 118V121H18L19 124H20V123L22 124V122L24 121ZM39 118H40V117H39ZM115 118H116V117H115ZM141 118H142V117H141ZM146 118H147V117H146ZM175 118H176V117H175ZM179 118H180V117H179ZM244 118H245V117H244ZM135 119H136V118H135ZM135 119H134V120H135ZM255 119H256V118H255ZM124 120H126L125 117H124ZM129 120H130V119H129ZM145 120H146V119H144V121H145ZM152 120H153V119H152ZM163 120H164V119H163ZM176 120H177V119H176ZM180 120H181V119H180ZM185 120H186V119H185ZM15 121H16V120H15ZM64 121H65V120H64ZM156 121H157V120H156ZM167 121H168V120H167ZM177 121H178V120H177ZM87 122H88V121H87ZM153 122H155V121H153ZM153 122H152V123H153ZM164 122H165V121H164ZM195 122H196V121H195ZM250 122H251V121H250ZM15 123H16V122H15ZM23 123H24V122H23ZM59 123H60V122H59ZM123 123H124V122H123ZM146 123H147V122H146ZM146 123H145V124H146ZM179 123H180V122H179ZM187 123H189V122H187ZM196 123H197V122H196ZM26 124H27V123H26ZM33 124H36V126H35V125L33 126ZM88 124H89V123H88ZM92 124H93V123H92ZM141 124H142V123H141ZM148 124H149V123H148ZM156 124H157V123L155 122V125H156ZM160 124H161V123H160ZM163 124H164V123H163ZM184 124H185V123H184ZM194 124H195V123H194ZM0 125H1V124H0ZM109 125H110V124H109ZM126 125H127V124H126ZM146 125H147V124H146ZM158 125H159V124H158ZM187 125H188V124H187ZM2 126H3V125H2ZM24 126H25V125H24ZM59 126H60V125H59ZM113 126H114V125H113ZM128 126H130V125L128 124ZM135 126H137V125L135 124ZM149 126H150V125H149ZM153 126H154V125H153ZM163 126H164V125H163ZM181 126H182V125H181ZM190 126H191V125H190ZM72 127H73V126H72ZM117 127H118V125H117ZM117 127H116V128H117ZM137 127H138V126H137ZM140 127H141V126H140ZM140 127H139V128H140ZM142 127H144V125H143ZM235 127H236V126H235ZM7 128H8V127H7ZM7 128H6V129H7ZM43 128H44V132L41 134V136H36V133H34V132H32V131H30V132L27 131V132H25V134H21V135L18 134L19 136H17V135H16L15 133H13L12 130H10V129H7L6 131H4V134H6V136H4V137L2 136V137H1V134H0V149L4 148V149H2V151L0 152V153H2V156H0V158H2L1 161H0V171H4V170H6L7 173H10L11 171H13V168H15V165H16L15 163H16L17 160H16V156H15V157L12 156V151H14V149H15V145H17V147H19V148H18V149H19L18 151H20V150L23 149L24 144H26V143L28 144V142L31 141L30 143H31V146H33V150L38 151V150L41 148L40 145H41V143H43V141H44V142H47L46 139L49 140V138L51 137V134H52V133L57 134V133H56L57 131H56V130H53V128H51L50 126H46V125H44ZM55 128H56V127H55ZM66 128H68V130L71 131V128L69 127V124H64L63 127H60V130H63V133H64ZM159 128H160V126H159ZM162 128H163V127H162ZM164 128H165V127H164ZM183 128H184V127H183ZM183 128H182V129H183ZM238 128H239V127H238ZM241 128H242V127H241ZM32 129H33V128H32ZM38 129H39V128H38ZM87 129H88V128H87ZM94 129H95V128H94ZM96 129H98V128H96ZM113 129H114V127H113ZM130 129H131V128H130ZM140 129H142V128H140ZM166 129H167V128H166ZM187 129H188V128H187ZM189 129H190V128H189ZM78 130H79L80 133H81V132H84V129H83L82 126H79V127H78ZM118 130H119V129H118ZM128 130H129V129H128ZM148 130H149V129H148ZM159 130H160V129H159ZM161 130H163V129H161ZM36 131H37V130H36ZM72 131H73V130H72ZM89 131H90V130H89ZM110 131H112V130H110ZM119 131H120V130H119ZM126 131H127V130H126ZM152 131H153V130H152ZM237 131H238V129H237ZM0 132H1V131H0ZM67 132H68V131H67ZM92 132H93V131H92ZM96 132H97V131H96ZM96 132L90 134V136H89V140H94V139L96 138V137H95ZM115 132H117V131H115ZM127 132H128V131H127ZM127 132H126V133H127ZM154 132H155V131H154ZM169 132H170V131H169ZM2 133H3V132H2ZM130 133H131V132H130ZM140 133H142V132H140ZM145 133H146V132H145ZM145 133H144V134H145ZM159 133H160V132H159ZM163 133H164V132H163ZM165 133H166V132H165ZM170 133H171V132H170ZM172 133H173V132H172ZM172 133H171V134H172ZM174 133H175V132H174ZM174 133H173V134H174ZM176 133H177V132H176ZM108 134H109V133H108ZM119 134H120V133H119ZM144 134H143V135H144ZM234 134H235V133H234ZM237 134H238V132H237ZM83 135H84V134H83ZM116 135H117V134H116ZM149 135H150V134H149ZM152 135H153V134H152ZM174 135H175V134H174ZM186 135H187V134H186ZM242 135H243V134H242ZM261 135H263V134H261ZM54 136H55V135H54ZM146 136H147V135H146ZM167 136H168V135H167ZM167 136H166V137H167ZM170 136H171V135H170ZM189 136H190V135H189ZM233 136H234V135H233ZM60 137H61V136H60ZM86 137H87V135H86ZM121 137H122V136H121ZM123 137H124V136H123ZM151 137H152V136H151ZM157 137H158V136H157ZM183 137H184V136H183ZM187 137H188V136H187ZM236 137H237V136H236ZM54 138H55V137H54ZM62 138H63V137H62ZM104 138H105V137H104ZM110 138H111V137H110ZM131 138H132V137H131ZM133 138H134V137H133ZM155 138H156V137H155ZM169 138H170V137H169ZM169 138H168V139H169ZM185 138H186V137H185ZM120 139H122V138H120ZM127 139H128V138H127ZM137 139H138V138H137ZM148 139H149V138H148ZM162 139H163V138H162ZM162 139H161V141H162ZM165 139H166V138H165ZM165 139H164V140H165ZM174 139H175V138H174ZM176 139H178V138H176ZM242 139H243V138H242ZM242 139H241V140H242ZM261 139H262V138H261ZM52 140H53V139H52ZM84 140H85V139H84ZM155 140H156V139H155ZM189 140H190V139H189ZM263 140H264V139H263ZM57 141H58V140H57ZM102 141H103V140H102ZM107 141H108V140H107ZM112 141H113V140H112ZM120 141H121V140H120ZM122 141H123V140H122ZM122 141H121V142H122ZM127 141H128V140H127ZM129 141H131L130 138H129ZM133 141H134V140H133ZM135 141H136V140H135ZM168 141H169V140H168ZM239 141H240V140H239ZM66 142H67V140H66ZM95 142H96V141H95ZM124 142H125V141H124ZM136 142H137V141H136ZM158 142H159V141H158ZM170 142H173V141L171 140ZM112 143H113V142H112ZM118 143H119V142H118ZM122 143H123V142H122ZM149 143H150V142H149ZM159 143H160V142H159ZM177 143H178V142H177ZM177 143H176V144H177ZM4 144H6L7 146H4ZM72 144H73V143H71L70 145H72ZM92 144H93V143H92ZM130 144H131V143H130ZM138 144H139V143H138ZM138 144H137V145H138ZM143 144H144V143H143ZM178 144H180V142H179ZM44 145H45V144H44ZM60 145H61V144H60ZM66 145H67V144H66ZM87 145H88V143H87ZM99 145H100V144H99ZM118 145H120V143H119ZM124 145H125V144H124ZM124 145H123V146H124ZM127 145H128V144H127ZM127 145H126V146H127ZM146 145H147V144H146ZM154 145H155V144H154ZM159 145H160V144H159ZM169 145H170V143H169ZM180 145H181V144H180ZM31 146H30V147H31ZM67 146H69V145H67ZM74 146H75V145H74ZM88 146H89V145H88ZM120 146L122 147V145H120ZM151 146H153V144H152ZM156 146H157V144H156ZM162 146H163V145H162ZM167 146H168V145H167ZM174 146H175V145H174ZM228 146H229V145H228ZM58 147L60 148V146H58ZM72 147H73V146H72ZM89 147H90V146H89ZM98 147H99V146H98ZM117 147H118V146H117ZM132 147H133V146H132ZM148 147H149V146H148ZM158 147H159V146H158ZM244 147H246V146H244ZM31 148H32V147H31ZM74 148H75V147H74ZM145 148H146V147H145ZM159 148H160V147H159ZM179 148H180V147H179ZM42 149H43V148H42ZM71 149H72V148H71ZM118 149H119V148H118ZM137 149H138V148H137ZM139 149H140V147H139ZM139 149H138V150H139ZM142 149H143V148H142ZM47 150H48V149H47ZM68 150H69V149H68ZM73 150H74V149H73ZM80 150H81V149H80ZM86 150H87V149H86ZM115 150H116V149H115ZM127 150H128V149H127ZM159 150H160V149H159ZM65 151H66V150H65ZM76 151H77V150H76ZM92 151H93V150H92ZM92 151H89V152H92ZM96 151H98V150H96ZM96 151H95V152H96ZM133 151H134V150H133ZM135 151H136V150H135ZM146 151H147V150H146ZM151 151H152V150H151ZM161 151H162V149H161ZM163 151H164V150H163ZM171 151H172V150H171ZM181 151H182V150H181ZM15 152H16V151H15ZM39 152H41V151H39ZM82 152H83V151H82ZM119 152H120V151H119ZM140 152H141V151H140ZM142 152H143V151H142ZM148 152H149V151H148ZM165 152H166V151H165ZM167 152H169V151H167ZM42 153H43V152H42ZM61 153H62V152H61ZM61 153H60V155H61ZM65 153H67V152H65ZM72 153H73V152H72ZM113 153L115 154V152H113ZM123 153H124V152H123ZM129 153H130V151H129ZM133 153H135V152H133ZM138 153H139V151H138ZM138 153H137V154H138ZM160 153H161V152H160ZM162 153H163V152H162ZM173 153H174V152H173ZM190 153H191V152H190ZM18 154H19V153H18ZM28 154H29V153H28ZM81 154H83V153H81ZM93 154H94V152H93ZM109 154H110V153H109ZM126 154H127V153H126ZM140 154H141V153H140ZM155 154H156V153H155ZM180 154H182V152H181ZM20 155H21V154H20ZM60 155H59V156H60ZM67 155H68V154H67ZM83 155H84V154H83ZM104 155H105V154H104ZM118 155H119V154H118ZM160 155H161V154H160ZM62 156H64V154H63ZM70 156H71V155H70ZM72 156H73V154H72ZM79 156H80V155H79ZM86 156H87V155H86ZM90 156H91V155H90ZM114 156H116V155H114ZM127 156H128V155H127ZM140 156H141V155H140ZM142 156H143V155H142ZM154 156H155V155H154ZM168 156H169V155H168ZM168 156H167V157H168ZM176 156H177V155H176ZM19 157H20V156H19ZM26 157H27V156H26ZM30 157H31V155H30ZM68 157H69V156H68ZM68 157H65V156H64V158H67V159H68ZM116 157H117V156H116ZM119 157H120V156H119ZM121 157H122V156H121ZM134 157H136V155H135ZM134 157H133V159H135ZM24 158H25V157H24ZM53 158H54V156H53ZM69 158H70V157H69ZM71 158H72V157H71ZM93 158H94V157H93ZM101 158H102V157H101ZM111 158H112V157H111ZM129 158H130V157H129ZM148 158H149V156H148ZM148 158H147V159H148ZM157 158H158V157H157ZM159 158H160V157H159ZM181 158H183V157H181ZM19 159H20V158H19ZM21 159H22V158H21ZM54 159H55V158H54ZM82 159H83V158H82ZM138 159H139V158H138ZM143 159H144V158H143ZM163 159H164V158H163ZM15 160H16V161H15ZM22 160H23V159H22ZM52 160H53V159H52ZM56 160H57V158H56ZM56 160H55V161H56ZM80 160H81V159H80ZM104 160H105V159H104ZM106 160H107V159H106ZM109 160H110V159H109ZM129 160H130V159H129ZM131 160H132V157H131ZM149 160H151V159H149ZM156 160H157V159H156ZM111 161H112V160H111ZM136 161H137V160H136ZM146 161H147V160H146ZM146 161H145V162H146ZM161 161H164V160H161ZM50 162H51V161H50ZM69 162H71V161H69ZM77 162H78V161H77ZM85 162H86V161H85ZM90 162H91V161H90ZM103 162H104V161H103ZM116 162H117V161H116ZM118 162H119V161H118ZM133 162H135V161H133ZM152 162H154V160H153ZM156 162H157V161H156ZM158 162H159V161H158ZM166 162H167V161H166ZM178 162H179V161H178ZM25 163H26V162H25ZM71 163H72V162H71ZM75 163H76V162H75ZM75 163H72V164H75ZM94 163H95V162H94ZM110 163H111V162H110ZM123 163H124V162H123ZM147 163H148V162H147ZM28 164H29V163H28ZM77 164H78V163H77ZM79 164H80V163H79ZM130 164H132V163H130ZM141 164H142V163H141ZM143 164H144V163H143ZM162 164H163V163H162ZM33 165H34V164H33ZM65 165H66V164H65ZM70 165H71V164H70ZM88 165H89V164H88ZM105 165H106V164H105ZM109 165H110V164H109ZM132 165H133V164H132ZM151 165H152V164H151ZM178 165H179V164H178ZM180 165H181V164H180ZM184 165H185V164H184ZM184 165H183V166H184ZM186 165H187V164H186ZM29 166H30V165H29ZM49 166H50V165H49ZM61 166H62V165H61ZM80 166H81V164H80ZM117 166H118V165H117ZM119 166H120V165H119ZM133 166H134V165H133ZM143 166H144V165H143ZM169 166H170V164H169ZM171 166H172V165H171ZM58 167H60V166H58ZM85 167H86V166H85ZM103 167H104V165H103ZM114 167H116V165H115ZM114 167H113V169H114ZM125 167H126V166H125ZM130 167H131V166H130ZM162 167H163V166H162ZM164 167H165V166H164ZM186 167H187V166H186ZM66 168H67V167H66ZM79 168H80V167H79ZM89 168H90V167H89ZM91 168H92V166H91ZM109 168H110V167H109ZM111 168H112V167H111ZM141 168H142V167H141ZM144 168H145V166H144ZM144 168H143V169H144ZM171 168H172V167H171ZM180 168H181V167H180ZM42 169H43V168H42ZM58 169H59V168H58ZM63 169H64V168H63ZM67 169H68V168H67ZM80 169H81V168H80ZM93 169H94V168H93ZM131 169H132V167H131ZM148 169H149V168H148ZM163 169H165V168H163ZM22 170H23V169H22ZM64 170H65V169H64ZM105 170H106V166H105ZM116 170H117V169H116ZM141 170H142V169H141ZM29 171H30V170H29ZM67 171H68V170H67ZM70 171H71V170H70ZM113 171H114V170H113ZM138 171H139V170H138ZM161 171H162V170H161ZM164 171H165V170H164ZM168 171H169V170H168ZM187 171L189 172L188 169H187ZM190 171H191V170H190ZM25 172H26V171H25ZM31 172H32V171H31ZM88 172H90V171H88ZM88 172H87V173H88ZM121 172H122V171H121ZM130 172H131V171H130ZM140 172H141V171H140ZM13 173H14V172H13ZM44 173H45V172H44ZM82 173H83V172H82ZM85 173H86V172H85ZM124 173H125V172H124ZM137 173H138V172H137ZM141 173H142V172H141ZM162 173H163V172H162ZM169 173H171V172H169ZM169 173H168V174H169ZM177 173H178V172H177ZM18 174H19V173H18ZM68 174H69V173H68ZM76 174H77V173H76ZM79 174H80V173H79ZM101 174H102V173H101ZM129 174H131V176H133V175H132V172L129 173ZM146 174H147V173H146ZM159 174H160V173H159ZM11 175H12V174H11ZM13 175H15V174H13ZM43 175H44V174H43ZM81 175H82V174H81ZM98 175H99V173H98ZM106 175H107V174H106ZM134 175H135V174H134ZM136 175H138V174H136ZM136 175H135V176H136ZM171 175H172V174H171ZM177 175H178V174H177ZM192 175H193V174H192ZM6 176H7V174H6ZM8 176H9V175H8ZM79 176H80V175H79ZM101 176H103V175H101ZM104 176H105V174H104ZM115 176H116V175H115ZM125 176H126V175H125ZM125 176H123V177H125ZM148 176H149V175H148ZM161 176H162V175H161ZM168 176H169V175H168ZM11 177H13V176H11ZM14 177H15V176H14ZM87 177H88V175H87ZM97 177H98V176H97ZM107 177H109V176H107ZM119 177H121V176H119ZM119 177L116 176V178H119ZM127 177L129 178V176H127ZM163 177H164V176H163ZM166 177H167V176H166ZM177 177H178V176H177ZM177 177H176V178H177ZM88 178H89V177H88ZM88 178H87V180H88ZM150 178H151V177H150ZM184 178H185V177H184ZM184 178H183V179H184ZM13 179H14V178H13ZM13 179H12V180H13ZM77 179H79V177H77ZM82 179H83V178H82ZM106 179H107V178H106ZM121 179H122V178H121ZM147 179H148V178H147ZM160 179H161V178H160ZM18 180H19V179H18ZM35 180H36V179H35ZM87 180H86V181H87ZM107 180H108V179H107ZM110 180H111V178H110ZM110 180H109V181H110ZM126 180H127V178H126ZM128 180L130 181V179H128ZM139 180H140V179H139ZM153 180H154V178H153ZM161 180H162V179H161ZM165 180H166V179H165ZM14 181H15V180H14ZM28 181H29V180H28ZM100 181H101V180H100ZM103 181H104V180H103ZM112 181H113V179H112ZM120 181H121V180H120ZM120 181H119V182H120ZM133 181H134V180H133ZM133 181H132V182H133ZM144 181H146V180H144ZM151 181H152V180H151ZM156 181H158V180H156ZM167 181H168V180H167ZM16 182H18L17 179H16ZM29 182H30V181H29ZM33 182H34V181H33ZM42 182H43V181H41V183H42ZM45 182H46V181H45ZM81 182H82V181H81ZM83 182H84V181H83ZM87 182H88V181H87ZM159 182H161V181H159ZM14 183H15V182H14ZM100 183H101V182H100ZM117 183H118V181H117ZM12 184H13V181H12ZM39 184H40V183H39ZM87 184H88V183H87ZM118 184L120 185V183H118ZM121 184H122V183H121ZM140 184H141V183H140ZM148 184H149V183H148ZM6 185H7V184H6ZM27 185H28V184H27ZM46 185H47V184H46ZM115 185H116V184H115ZM119 185H118V186H119ZM131 185H132V184H131ZM144 185H145V184H144ZM150 185H151V184H150ZM160 185H161V184H160ZM2 186H3V185H2ZM18 186H19V185H18ZM100 186H101V184H100ZM103 186H104V185H103ZM118 186H117V187H118ZM121 186H122V185H121ZM139 186H140V185H139ZM168 186H169V185H168ZM176 186H177V185H176ZM11 187H13V186L11 185ZM26 187H27V186H26ZM147 187H149V186H147ZM162 187H163V186H162ZM164 187H165V186H164ZM9 188H10V187H9ZM13 188H14V187H13ZM75 188H76V186H75ZM99 188H101V187H99ZM16 189H17V188H16ZM39 189H40V188H39ZM39 189H38V190H39ZM142 189H143V188H142ZM154 189H155V188H154ZM140 190H141V189H140ZM151 190H152V189H151ZM164 190H165V189H164ZM4 191H5V190H4ZM8 191H9V190H8ZM15 191H16V190H15ZM25 191H26V190H24V192H25ZM146 191H147V190H146ZM149 191H150V189L148 190V192H149ZM165 191L167 192L168 190H165ZM6 192H7V191H6ZM9 192H10V191H9ZM11 192H12V191H11ZM22 192H23V191H22ZM22 192H21V193H22ZM38 192H39V191H38ZM136 192H137V191H136ZM151 192H152V191H151ZM163 192H164V191H163ZM163 192H162V193H163ZM166 192H164V193H166ZM170 192H172V191H170ZM26 193H27V192H26ZM29 193H30V192H29ZM40 193H41V192H40ZM79 193H80V192H79ZM137 193H138V192H137ZM156 193H157V192H156ZM167 193H168V192H167ZM41 194H42V193H41ZM132 194H133V192H132ZM134 194H135V193H134ZM147 194H148V193H147ZM151 194H154V192L151 193ZM6 195H7V194H6ZM23 195H24V193H23ZM31 195H32V194H31ZM78 195H79V194H78ZM137 195H138V194H137ZM137 195H136V196H137ZM143 195H144V194H143ZM156 195H157V194H156ZM182 195H183V194H182ZM15 196H16V194H15ZM29 196H30V195H29ZM34 196H35V195H34ZM84 196H85V195H84ZM139 196H140V195H139ZM152 196H154V195H151V197H152ZM164 196H165V195H164ZM9 197H10V196H9ZM144 197H145V196H144ZM147 197H148V196H147ZM158 197H159V195H158ZM45 198H47V197H45ZM154 198H155V197H154ZM159 198H160V197H159ZM165 198H166V197H165ZM152 199H153V198H152ZM152 199H151V200H152ZM6 200H7V199H6ZM39 200H40V199H39ZM147 200H148V199H147ZM153 200H154V199H153ZM37 201H38V200H37ZM158 201H159V200H158ZM31 202H32V201H31ZM34 202H35V201H34ZM41 202H42V201H41ZM134 202H135V201H134ZM144 202H145V201H144ZM113 203H114V202H113ZM157 203H158V202H157ZM157 203H156V206H157ZM96 204H97V203H96ZM144 205H145V204H144ZM96 206H97V205H96ZM123 206H124V205H123ZM146 206H147V205H146ZM126 207H127V206H126ZM147 207H148V206H147ZM149 207H151L150 204H149ZM149 207H148V208H149ZM152 207H153V206H152ZM155 208H156V207H155ZM160 208H161V207H160ZM124 209H125V208H124ZM124 209H123V210H124ZM174 209H175V207H174ZM119 210H120V209H119ZM124 211H125V210H124ZM165 213H166V212H165ZM182 214H183V213H182ZM182 214H181V215H182ZM113 217H115V216H113ZM117 217H118V216H117ZM117 217H115V218H117ZM178 217H179V215H178ZM183 217H184V216H183ZM123 218H124V217H122V219H123ZM180 218H181V217H180ZM83 219H84V218H83ZM119 219H120V218H119ZM122 219H121V220H122ZM183 219H184V218H183ZM116 220H117V219H116ZM125 220H126V219H125ZM180 220H181V219H180ZM93 221H94V220H93ZM109 221H110V220H109ZM112 221H113V220H112ZM206 222H207V221H206ZM206 222H205V224L208 223V222H207V223H206ZM101 223H102V222H101ZM115 223H116V222H115ZM128 223H129V222H128ZM90 224H91V223H90ZM107 224H108V223H107ZM109 224H110V223H109ZM143 224H144V223H143ZM143 224H142V226H143ZM156 224H157V223H156ZM198 224H200V222H198ZM99 225H100V224H99ZM111 225H112V224H111ZM133 225H135V224H133ZM138 225H139V224H138ZM140 225H141V224H140ZM175 225H176V224H175ZM191 225H192V224H191ZM201 225H202V224H201ZM201 225H200V226H201ZM207 225H208V224H207ZM102 226H103V225H102ZM114 226H115V225H114ZM157 226H158V225H157ZM200 226H199V227H200ZM203 226H204V225H203ZM209 226H210V225H209ZM112 227H113V226H112ZM115 227H116V226H115ZM133 227H134V226H133ZM140 227H141V226H140ZM159 227H160V226H159ZM163 227H164V226H163ZM177 227H178V225H177ZM196 227H197V226H196ZM199 227H198V228H199ZM204 227H205V226H204ZM207 227H208V226H207ZM207 227H206V228H207ZM227 227H228V226H227ZM106 228H107V227H106ZM130 228H131V227H130ZM130 228H127V229H130ZM152 228H153V227H152ZM179 228H180V227H179ZM210 228H211V227H210ZM98 229H99V228H98ZM108 229H109V228H108ZM108 229H107V230H108ZM187 229H188V227H187ZM201 229H202V226H201ZM208 229H209V228H208ZM208 229H207V231H209ZM215 229H216V228H215ZM229 229H230V228H229ZM100 230H102V229H100ZM166 230H167V229H166ZM198 230H200V229H198ZM210 230H211V229H210ZM103 231H104V229H103ZM103 231H102V232H103ZM110 231H111V230H110ZM140 231H141V230H140ZM125 232H126V231H125ZM148 232H149V231H148ZM212 232H214V231L212 230ZM215 232H216V231H215ZM230 232H231V231H230ZM257 232H258V231H257ZM89 233H90V232H89ZM107 233H109V231H108ZM107 233H106V234H107ZM114 233H115V232H114ZM123 233H124V232H123ZM127 233H128V232H127ZM145 233H146V232H145ZM154 233H156V232H154ZM216 233H217V232H216ZM260 233H261V232H260ZM106 234H105V235H106ZM110 234H111V232H110ZM208 234H209V233H208ZM217 234H218V233H217ZM221 234H222V233H221ZM92 235H93V234H92ZM118 235H119V234H118ZM165 235H166V234H165ZM165 235H164V236H165ZM213 235H214V233H213ZM223 235H224V234H223ZM260 235H261V234H260ZM121 236H122V235H121ZM121 236H120V238H121ZM204 236H206V235H204ZM209 236H211V234H210ZM257 236H259V235H257ZM257 236H256V237H257ZM262 236H263V235H261V237H262ZM88 237H89V236H88ZM147 237H148V234H147ZM219 237H220V235H219ZM229 237H230V236H229ZM232 237H233V236H232ZM259 237H260V236H259ZM86 238H87V237H86ZM113 238H114V237H113ZM221 238H222V237H221ZM241 238H242V237H241ZM263 238H264V237H263ZM91 239H92V238H91ZM104 239H105V238H104ZM110 239H111V238H110ZM157 239H158V237H157ZM199 239H200V238H199ZM203 239H204V238H203ZM206 239L208 240V237H206ZM214 239H215V237H214ZM222 239H223V238H222ZM226 239H227V237H226ZM232 239H233V238H232ZM232 239H231V241H232ZM249 239H250V238H249ZM88 240H89V239H88ZM108 240H109V239H108ZM115 240H116V239H115ZM122 240H123V239H122ZM143 240H144V239H143ZM148 240H149V237H148ZM167 240H168V239H167ZM195 240H196V239H195ZM195 240H194V241H195ZM218 240H219V239H218ZM233 240H234V239H233ZM241 240H242V239H241ZM252 240H254V239L252 238ZM252 240H251V241H252ZM262 240H263V239H262ZM262 240H261V241H262ZM157 241H158V240H157ZM192 241H193V240H192ZM199 241L201 242V240H199ZM235 241H236V239H235ZM245 241H246V240H245ZM247 241H248V240H247ZM261 241H260V242H261ZM109 242H110V241H109ZM189 242H190V241H189ZM195 242H196V241H195ZM195 242H194V244H195ZM223 242H225V241H223ZM223 242H222V243H223ZM112 243H113V242H112ZM112 243H111V244H112ZM121 243H122V241H121ZM143 243H144V242H143ZM158 243H159V242H158ZM170 243H171V242H170ZM228 243H229V242H228ZM233 243H234V242H233ZM236 243H237V242H236ZM243 243H245V242H243ZM254 243H255V242H254ZM258 243H259V242H258ZM262 243H263V242H262ZM107 244H108V242H107ZM114 244H115V243H114ZM150 244L152 245V243H150ZM165 244H166V243H165ZM168 244H169V243H168ZM173 244H174V243H173ZM173 244H171V246H172ZM132 245H133V244H132ZM154 245H155V244H154ZM163 245H164V244H163ZM202 245H203V244H202ZM210 245H211V244H210ZM220 245H222V244H220ZM233 245H234V244H233ZM235 245H236V244H235ZM243 245H244V244H243ZM256 245H257V244H256ZM256 245H255V246H256ZM112 246H113V245H112ZM115 246L117 247V245H115ZM133 246H134V245H133ZM146 246H148V245H146ZM160 246H161V245H160ZM187 246L190 247L189 245H187ZM187 246H184V247H187ZM193 246H194V245H193ZM213 246H214V245H213ZM224 246H225V245H224ZM227 246H228V245H227ZM231 246H232V245H231ZM231 246H230V247H231ZM260 246H261V245H260ZM155 247H156V246H155ZM163 247H164V246H163ZM195 247H196V246H195ZM195 247H194V248H195ZM207 247H208V246H207ZM65 248H66V247H65ZM103 248H104V246H103ZM110 248H111V247H110ZM114 248H115V247H114ZM117 248H118V247H117ZM129 248H131V247H129ZM148 248H149V247H148ZM153 248H154V246H153ZM181 248H182V246H181ZM196 248H197V247H196ZM202 248H203V247H202ZM210 248H213V247L210 246ZM221 248H222V247H221ZM256 248H257V246H256ZM260 248H261V247H259V249H260ZM136 249H137V248H136ZM159 249H160V248H159ZM162 249H163V248H162ZM170 249H171V247H170ZM184 249H185V248H184ZM189 249H190V248H189ZM237 249L239 250L240 248H237ZM101 250H102V249H101ZM111 250H112V249H111ZM180 250H181V249H180ZM191 250H192V248H191ZM194 250H195V249H194ZM194 250H193V251H194ZM203 250H204V249H203ZM206 250H207V249H206ZM214 250H215V247H214ZM233 250H234V249H233ZM241 250H242V249H241ZM260 250H262V249H260ZM77 251H78V250H77ZM109 251H110V250H109ZM147 251H148V250H147ZM159 251H160V250H159ZM166 251H167V250H166ZM168 251H170V250H168ZM188 251H189V250H188ZM201 251H202V250H201ZM209 251H210V250H209ZM218 251H219V249H218ZM236 251H237V250H236ZM114 252H115V251H114ZM117 252H118V251H117ZM126 252H127V251H126ZM145 252H146V251H145ZM148 252H149V251H148ZM163 252H164V251H163ZM184 252H185V251H184ZM186 252H187V251H186ZM194 252H195V251H194ZM194 252H193V254H194ZM197 252H198V251H197ZM211 252H212V250H211ZM211 252H210V253H211ZM214 252H216V251H214ZM225 252H226V251H225ZM239 252H240V251H239ZM254 252H255V249H254ZM260 252H261V251H260ZM166 253H167V252H165V254H166ZM178 253H179V252H178ZM178 253H177V254H178ZM198 253H199V252H198ZM204 253H205V252H204ZM206 253H207V252H206ZM223 253H224V251H223ZM230 253H231V252H230ZM244 253H245V252H244ZM256 253H257V252H256ZM110 254H113V253H110ZM110 254H109V255H110ZM130 254H132V253L130 252ZM130 254H129V255H130ZM154 254H155V253H154ZM168 254H169V253H168ZM182 254H183V253H182ZM188 254H189V253H188ZM191 254H192V253H191ZM207 254H208V253H207ZM218 254H220V253H218ZM224 254H225V253H224ZM253 254H254V253H253ZM261 254H262V252L260 253V255H261ZM61 255H62V254H61ZM94 255H95V254H94ZM126 255H127V254H126ZM179 255H180V254H179ZM184 255H185V254H184ZM184 255H183V257H184ZM195 255H196V254H195ZM200 255H201V254H200ZM213 255H214V254H213ZM213 255H212V258H213ZM221 255H223V254H221ZM67 256H68V255H67ZM92 256H93V255H92ZM105 256H107V255H105ZM112 256H113V255H112ZM117 256H118V255H117ZM121 256H122V255H121ZM127 256H128V255H127ZM166 256H167V255H166ZM189 256H191V255H187L186 257H189ZM214 256H215V255H214ZM216 256H218V255H216ZM227 256H228V255H227ZM254 256H255V255H254ZM82 257H83V259H84V256H82ZM82 257H80V258H82ZM103 257H104V256H103ZM130 257H131V256H130ZM145 257H146V256H145ZM145 257H144V258H145ZM195 257H197V256H195ZM210 257H211V256H209V258H210ZM222 257H223V256H222ZM247 257H249V255H248ZM262 257H263V256H262ZM62 258H63V257H62ZM77 258L79 259V256H78ZM86 258H87V257H86ZM104 258H105V257H104ZM104 258H103V259H104ZM133 258H134V257H133ZM142 258H143V257H142ZM168 258H169V256H168ZM178 258H180V257L178 256ZM199 258H201V257L199 256ZM235 258H236V257H235ZM241 258H242V257H241ZM88 259H89V258H88ZM90 259H91V258H90ZM100 259H101V258H100ZM140 259H141V258H140ZM181 259H182V258H181ZM188 259H191V258H188ZM237 259H238V258H237ZM242 259H243V258H242ZM242 259H241V260H242ZM81 260H82V259H81ZM84 260H85V259H84ZM118 260H119V259H118ZM128 260H130V259L128 258ZM132 260H133V259H132ZM143 260H144V259H143ZM183 260H184V259H182V261H183ZM195 260H197V259L195 258ZM202 260H203V259H202ZM206 260H208V259H206ZM206 260H205V261H206ZM210 260H211V258H210ZM228 260H229V259H228ZM262 260H263V259H261V261H262ZM62 261H63V260H62ZM95 261H96V259H95ZM111 261H112V260H111ZM122 261H124V260L121 259V262H122ZM135 261H136V260H135ZM170 261H171V260H170ZM193 261H194V260H193ZM198 261H200V260H198ZM224 261H225V260H224ZM236 261H237V260H236ZM244 261H245V260H244ZM249 261H250V260H249ZM256 261H257V260H255V261L252 260L251 263H252V262H256ZM104 262H105V261H104ZM117 262H118V261H117ZM140 262H141V261H140ZM143 262H144V261H143ZM172 262H173V261H172ZM179 262H180V261H179ZM179 262H178V263H179ZM184 262H185V261H184ZM186 262H187V261H186ZM201 262H202V261H201ZM207 262H208V261H207ZM212 262H214V261H212ZM239 262H240V261H239ZM246 262H247V261H246ZM262 262H263V261H262ZM262 262H261V263H262ZM115 263H116V262H115ZM126 263H128V262H126ZM135 263H136V262H135ZM160 263H161V262H160ZM187 263H189V262H187ZM85 264H86V263H85ZM89 264H92V262L89 263ZM94 264H95V263H94ZM120 264H122V263H120ZM124 264H125V263H124ZM128 264H129V263H128ZM136 264H138V262H137ZM140 264H141V263H140ZM142 264H145V263H142ZM194 264H196V262H194ZM204 264H205V263H204ZM209 264H210V263H209ZM237 264H238V263H237ZM239 264H240V263H239ZM252 264H253V263H252ZM257 264H258V262H257ZM262 264H263V263H262Z\"/></svg>",
	"mask_w": 264,
	"mask_h": 264
}]
</instances>
